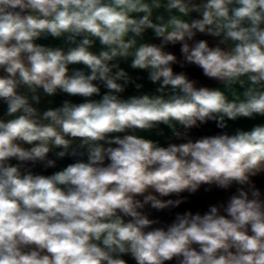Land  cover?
I'll list each match as a JSON object with an SVG mask.
<instances>
[{"label": "clouds", "instance_id": "obj_1", "mask_svg": "<svg viewBox=\"0 0 264 264\" xmlns=\"http://www.w3.org/2000/svg\"><path fill=\"white\" fill-rule=\"evenodd\" d=\"M57 94L82 102L38 107ZM0 102V264H264V123L190 136L264 117V0H0ZM161 125L181 142L137 134ZM66 157L49 175L28 167ZM202 187L235 191L170 223L146 211Z\"/></svg>", "mask_w": 264, "mask_h": 264}, {"label": "crops", "instance_id": "obj_2", "mask_svg": "<svg viewBox=\"0 0 264 264\" xmlns=\"http://www.w3.org/2000/svg\"><path fill=\"white\" fill-rule=\"evenodd\" d=\"M196 39H207L210 43V45H214L216 41L211 37L202 36L200 34L197 35ZM146 42H152V43H159V40L155 39L149 30L148 34L145 37ZM38 43L44 44V45H50V46H61L63 44L62 40H56L51 37L47 39H42L37 41ZM94 50H99V44L97 43L96 48ZM166 50L171 51L175 55H177L178 58H180V45L176 46H169ZM120 66L124 68L130 76L136 80V82L143 84V88L140 89V92L143 93H150L154 92L157 85L152 84L147 80V73L140 71V70H133L130 68V60L128 62H121ZM72 67H81L79 65L72 66ZM174 71L180 72L184 71L189 76L190 79H194L198 82V86H208V87H219L220 85L218 82L210 80L203 76L202 70L197 68L194 65H185L184 68H181L179 65H174ZM105 91V89L102 88V92ZM139 94L137 90L134 88V86L129 85L126 89V91L122 94L124 98H127L131 95ZM65 99H70L73 102H82V98L80 97H68L65 94H57L54 97H43L41 104L38 106L39 108L46 109L49 107H57L59 106ZM6 110V106L0 102V116L3 115L4 111ZM257 123H264V117H257L254 120H249L246 118L238 119L237 121H228L229 127L224 130H220L216 127L214 122H208L206 125H202L199 128H194L190 131V136L193 139L199 138L201 136L205 135H214L218 134L221 131H227L229 133L234 132L237 128L242 129H250L254 124ZM161 129L163 130V135H158L156 130H153L151 132H139L138 135H141L145 138H149L152 140L159 141L161 145L166 146L168 142H176L179 143L181 141L175 140V138L172 137V134L170 130L166 127L161 125ZM50 158L55 159L54 154H50ZM75 158L72 157H66L61 160H57V164L55 168H45L43 164H36L31 165L29 164L28 167L32 169L33 172L38 174H44L49 175L55 171L61 170L63 167L67 166V164L74 162ZM12 163H16V161H12ZM255 179V183L258 187L261 188L262 191H264V175L258 176ZM235 191V188L231 189L228 192H225L220 189L213 188L211 191H205L204 187H202L196 194H188L184 193L183 196L186 197V202L182 204L180 207L172 209V210H164L162 212H156L152 209H146L150 213L151 218H158L163 223H170L176 213H183L186 210H191L193 213L199 211L203 213L207 210L209 205L212 204H218L221 202H224L227 200L228 196L232 194V192ZM124 259L129 261V264H135L133 260H131L130 257L125 256ZM174 264V262H172Z\"/></svg>", "mask_w": 264, "mask_h": 264}]
</instances>
